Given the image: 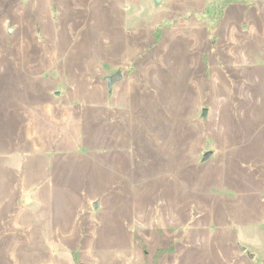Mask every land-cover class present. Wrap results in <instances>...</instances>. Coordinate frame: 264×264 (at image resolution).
<instances>
[{
  "label": "rangeland",
  "instance_id": "374dc122",
  "mask_svg": "<svg viewBox=\"0 0 264 264\" xmlns=\"http://www.w3.org/2000/svg\"><path fill=\"white\" fill-rule=\"evenodd\" d=\"M159 1L0 0V264H264V0Z\"/></svg>",
  "mask_w": 264,
  "mask_h": 264
},
{
  "label": "water",
  "instance_id": "95a60500",
  "mask_svg": "<svg viewBox=\"0 0 264 264\" xmlns=\"http://www.w3.org/2000/svg\"><path fill=\"white\" fill-rule=\"evenodd\" d=\"M155 1L156 4H158L160 1L159 0H153ZM11 31V28L8 29V32ZM120 80V72H116L110 79H108V85L110 86L112 83L116 82ZM206 112H207V109L206 108H203L202 110V116L205 117L206 116ZM211 154L210 151H207L203 154V157L202 159L205 160L209 157V155ZM26 200L28 199L27 197L25 198ZM97 206V201H95L93 203V207H96ZM241 250H243L244 248L243 247H240ZM250 255V254H249Z\"/></svg>",
  "mask_w": 264,
  "mask_h": 264
},
{
  "label": "trees",
  "instance_id": "16d2710c",
  "mask_svg": "<svg viewBox=\"0 0 264 264\" xmlns=\"http://www.w3.org/2000/svg\"><path fill=\"white\" fill-rule=\"evenodd\" d=\"M238 0H225V5L226 4H231V3H237Z\"/></svg>",
  "mask_w": 264,
  "mask_h": 264
},
{
  "label": "crops",
  "instance_id": "0c3cea01",
  "mask_svg": "<svg viewBox=\"0 0 264 264\" xmlns=\"http://www.w3.org/2000/svg\"><path fill=\"white\" fill-rule=\"evenodd\" d=\"M53 262H46L45 264H52ZM76 264H83V262L81 260L77 261Z\"/></svg>",
  "mask_w": 264,
  "mask_h": 264
}]
</instances>
